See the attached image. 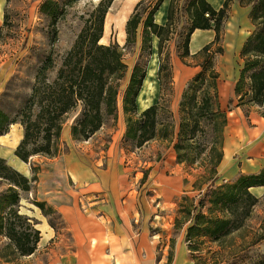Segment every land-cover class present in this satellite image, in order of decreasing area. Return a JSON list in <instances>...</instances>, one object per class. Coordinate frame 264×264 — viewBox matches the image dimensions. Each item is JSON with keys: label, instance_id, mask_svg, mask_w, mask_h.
Here are the masks:
<instances>
[{"label": "rangeland", "instance_id": "374dc122", "mask_svg": "<svg viewBox=\"0 0 264 264\" xmlns=\"http://www.w3.org/2000/svg\"><path fill=\"white\" fill-rule=\"evenodd\" d=\"M46 1L6 0L4 21L0 27V109L8 114L9 122H14L9 124V129L12 125L19 124L25 131L28 126L31 135L26 149L32 151L36 147L46 145L47 130L52 117L55 119L54 123H57L52 126L51 154L37 153L28 159L33 172H38L47 158L69 151V146L62 140L65 126L71 128V133L74 128L77 129L75 139L73 138L75 142L89 141L95 148L99 147L97 148L99 152L104 150L105 153L118 129L119 109L122 108L124 111V108L128 107L129 110L124 111L126 130L121 140L125 152L135 157H151L158 161L174 160L180 163L196 191L183 195L177 206L173 234L178 236L183 229L187 230L190 224V222L186 223V212L182 211L181 206L197 204L211 180L219 175L221 163L218 166H215V163L222 153L225 128L229 122L231 124L226 130V135L232 128L234 131L237 128V131H242L243 127L257 126L264 122V94L259 98L262 99L261 102L254 96L250 79L252 69L245 72L241 94L236 93V99L225 98L220 91L221 86L229 85L226 78L238 76L240 66L246 61L252 63L256 59L264 60V56H257L251 51L241 59L238 49L234 50L237 43L236 35L229 38L230 49L224 56H220L218 50L220 46L217 44L212 53L199 56L186 55L184 42L188 31L180 30V26L175 24L172 31L163 34V59L167 69L163 73L162 84L160 82L161 107L156 115L157 136L139 145L134 134L138 131L129 134L128 126L137 130L141 116L131 109L130 103L125 104V99L135 66L139 65L137 79H140L146 68L149 41L140 32L136 43L120 48L127 68L123 73L117 71L107 77L108 85L119 87L118 95L111 108L110 105H102V125L96 132L90 133V125L85 126L83 123L88 113L84 100L79 99L69 112L60 116L43 112V107L51 99L62 94L67 96L73 85L75 89L77 88L74 84V76L61 73V70L65 69V60L77 44L83 45L85 57H88L90 52H96L93 41L101 31L103 12L98 10L101 0H52L60 5V14L55 20L43 10ZM262 1L264 0H241L243 4L251 6V11ZM155 2L149 0L141 7L140 13L146 10L144 18L152 10ZM116 8L117 6L113 9ZM108 21H112L113 28L110 33L112 41L110 43L117 44V39L121 37L119 20L111 13ZM243 26H246L245 22ZM240 38L238 37V41ZM157 39L156 37V42ZM98 44L101 42L99 41ZM152 64L154 62L150 66ZM259 64L263 65L264 62ZM217 73L225 80L219 83ZM152 80L147 88L145 98L148 102L145 106L154 102L157 97L159 81L158 78L156 79V73ZM36 87L39 88L38 92L35 91ZM87 94L88 92H85V95ZM60 124L61 128H58ZM178 143L183 147L180 151L176 147ZM234 158L239 163L240 155L237 154ZM140 168L145 173L148 172L147 166ZM238 179L239 177L225 179L219 175L216 184ZM10 182L6 178L0 179V194L8 189ZM34 186L32 183L31 191L19 188L21 197L31 198ZM24 211L26 209L20 207V212L24 213ZM26 226L27 224L18 228L23 230ZM262 227H264V194L258 197L251 207V214L244 226L230 237L229 245L232 249L245 247L258 237ZM0 241V256L2 257L1 251L6 255L2 260L9 264H19L24 255H21L13 244L11 248H4L11 243L5 234L0 235ZM207 245L201 252L202 256H206ZM260 256H264V239L247 249L246 260L239 264H251Z\"/></svg>", "mask_w": 264, "mask_h": 264}, {"label": "crops", "instance_id": "0c3cea01", "mask_svg": "<svg viewBox=\"0 0 264 264\" xmlns=\"http://www.w3.org/2000/svg\"><path fill=\"white\" fill-rule=\"evenodd\" d=\"M141 1L145 4L149 0H114L105 19L101 44L109 45L112 42V21L109 22L108 17L113 13L120 24L121 37L117 43L124 46L127 21ZM155 1L160 2L154 12L157 24L166 25L170 21L169 10L173 3L171 28L178 24L180 30L188 31L191 26V0ZM207 1L217 10L226 2ZM5 4L6 0H0V27L4 21ZM115 6L117 8L114 10ZM250 13L251 6L248 4L240 0L231 1L223 26V38L217 44L223 48L220 56L228 52L229 38L236 35L234 50L238 49L242 59L244 44L255 30ZM244 22L246 26H243ZM142 29L141 24L139 33H142ZM195 37L196 48L192 47ZM215 37L213 28L195 29L189 38V55L199 56V51L213 42ZM238 37H241L239 41ZM161 60L159 38L156 42L155 36L146 67L148 73L150 64H156V79ZM242 69L243 65L239 68L238 76L226 78L228 86H221L220 91L225 98H237L236 84ZM220 77L221 74L219 83L225 80ZM158 81L156 100L142 108L138 105L139 112L160 101L161 84ZM230 124L225 128L224 156L219 175L234 179L264 170V122L243 127L242 131L232 128L226 135ZM125 130V113L121 108L114 140L104 153L89 141L75 142L71 128H63L62 140L69 146V151L46 159L37 172L31 198L21 200V208L26 209L24 214L36 220L41 238L36 251L24 256L19 264H195L186 242V230L183 229L178 236L173 234L174 216L182 196L196 192L192 182L183 166L174 160L158 161L127 154L121 145ZM23 137V127L12 125L9 132L0 135V156L32 178L34 172L31 164L15 154ZM237 154L241 157L239 163L234 158ZM146 166L148 172L145 173L140 167ZM251 191L260 197L264 194V184L252 186ZM36 201L44 202L46 209L50 207L52 212H45L36 205ZM0 264L9 263L0 256Z\"/></svg>", "mask_w": 264, "mask_h": 264}, {"label": "trees", "instance_id": "16d2710c", "mask_svg": "<svg viewBox=\"0 0 264 264\" xmlns=\"http://www.w3.org/2000/svg\"><path fill=\"white\" fill-rule=\"evenodd\" d=\"M232 0H226L223 7L215 9L207 0H191L189 3V13L191 18V26L188 29L187 37L184 42L185 54L189 55V38L191 33L197 29L213 28L216 31V37L213 42L205 45L199 55L212 53L213 46L221 43L223 38V26L229 15L230 4ZM241 1V0H240ZM114 0H101L98 5V10L103 12V20L101 23V31L93 41L96 52L85 57L83 45L77 44L75 49L68 55L65 60V69L61 73H69L74 76V85L71 87L67 96L64 94L51 99L47 105L43 107V112L49 114L54 113V116L63 115L74 106L79 99L84 100L87 105V112L83 123L90 125L89 132H96L102 125V105H110V108L115 101L119 87L108 85L107 77L110 74L126 70L127 64L123 61V53L120 48L127 47L130 43L137 42L139 27L142 24V34L149 41L148 53L152 51L154 36L159 38V53L162 55L161 64L158 71V79L161 84L163 82V73L167 69V65L163 59V34L172 31L170 21L174 16V4L172 3L169 10V22L166 25H159L154 21V12L158 8L160 2H155L152 10L149 11L146 18L141 13V7L144 2L137 4L133 14L127 21L126 33L127 38L124 46L116 44H98L104 33V25L107 13L112 6ZM249 3L251 1H248ZM43 10L53 19H57L60 14V5L58 2L47 0L43 5ZM261 18V21H259ZM251 19L255 25L254 32L249 36L244 44L241 52L242 58L251 51L257 56H264V1L255 6L251 11ZM173 34V32H171ZM121 46V47H120ZM81 47V48H80ZM219 52H223V48L219 47ZM264 60H254L252 63H244L241 75L236 84V93L241 94L242 83L245 79V72L252 69L250 79L251 88L255 98L260 102L261 96L264 94V64L260 65ZM246 64V65H245ZM138 64L135 66L131 76L130 86L127 89V97L125 104H131L133 110L141 116V121L137 130L129 127V134L134 133L138 144L143 145L149 139L157 136V120L156 115L160 109V101L149 106L142 112L138 110L137 98L141 92L144 80L147 76V67L144 73L137 79ZM219 74L217 73V79ZM136 86V88H135ZM35 91H39L36 87ZM85 92H88L85 95ZM65 98L67 100L65 101ZM124 111L129 108L125 107ZM56 113V114H55ZM49 125L46 135V145L36 147L32 151L26 149L28 139L31 135L29 127L24 131V137L17 146L15 154L23 161L28 162L30 156L37 153L51 154V139L55 126L54 117ZM129 124L130 117L128 118ZM9 116L0 109V135L9 132ZM61 128V124L58 125ZM9 129V130H8ZM77 129L72 130L73 138ZM184 131V129H183ZM89 134L87 135V137ZM224 145V142H223ZM222 145V153L216 161L215 166H218L224 156ZM177 150L180 151L183 147L178 143ZM219 175L211 180L205 193L201 194V199L197 204L190 203L187 206H181L182 211L186 212V223L190 222L186 230V242L195 264H239L246 260V250L253 247L264 239V227L258 237L249 242L245 247L232 249L229 245V239L233 233L240 230L251 214V207L258 200V197L251 191V187L264 184V170L257 174L242 175L236 181L224 182L216 184ZM6 178L10 180L8 189L0 194V235H6L10 239V244L5 245V249L11 248L13 244L16 250L24 256L34 253L38 247L41 238V232L36 227V220L24 213L20 212L22 197L19 188L25 191H31L32 183L37 180V172L32 178L24 175L22 172L11 166L7 160L0 156V179ZM201 189V188H199ZM188 201V199H187ZM45 212L51 213L49 207L46 209L44 202H35ZM27 224L25 229H20ZM208 244V245H207ZM207 245L206 256H202L201 252L204 246ZM9 246V247H7ZM216 246V247H215ZM2 257L6 258L4 252L1 251ZM251 264H264V256H260L252 261Z\"/></svg>", "mask_w": 264, "mask_h": 264}, {"label": "bare ground", "instance_id": "6f19581e", "mask_svg": "<svg viewBox=\"0 0 264 264\" xmlns=\"http://www.w3.org/2000/svg\"><path fill=\"white\" fill-rule=\"evenodd\" d=\"M196 37H195L194 45H193L194 48L197 45ZM155 73H156V64L154 63V64H152L150 66L149 72L147 73V76H146V78L144 80V85L145 86L143 85V88H142V90H141V92H140V94H139V96L137 98V102H138V105L140 107H143V105H145L148 102V100H146V98H145L147 96V93L146 92H147V88H149V86L153 82L152 79L155 76Z\"/></svg>", "mask_w": 264, "mask_h": 264}]
</instances>
